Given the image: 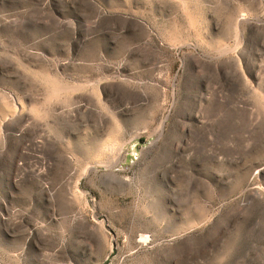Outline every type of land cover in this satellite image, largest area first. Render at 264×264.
<instances>
[{"label": "rangeland", "instance_id": "1", "mask_svg": "<svg viewBox=\"0 0 264 264\" xmlns=\"http://www.w3.org/2000/svg\"><path fill=\"white\" fill-rule=\"evenodd\" d=\"M0 264H264V0H0Z\"/></svg>", "mask_w": 264, "mask_h": 264}]
</instances>
